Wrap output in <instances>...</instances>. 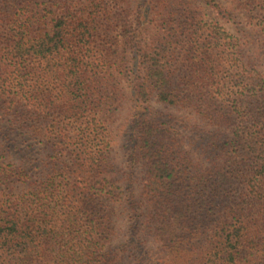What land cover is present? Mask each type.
Segmentation results:
<instances>
[{
  "label": "trees",
  "instance_id": "trees-1",
  "mask_svg": "<svg viewBox=\"0 0 264 264\" xmlns=\"http://www.w3.org/2000/svg\"><path fill=\"white\" fill-rule=\"evenodd\" d=\"M0 264H264V0H0Z\"/></svg>",
  "mask_w": 264,
  "mask_h": 264
},
{
  "label": "rangeland",
  "instance_id": "rangeland-1",
  "mask_svg": "<svg viewBox=\"0 0 264 264\" xmlns=\"http://www.w3.org/2000/svg\"><path fill=\"white\" fill-rule=\"evenodd\" d=\"M220 24L223 25V26H226L231 34H236V32L234 31L233 27L230 24H228V23H226V22H224L222 20H220Z\"/></svg>",
  "mask_w": 264,
  "mask_h": 264
}]
</instances>
